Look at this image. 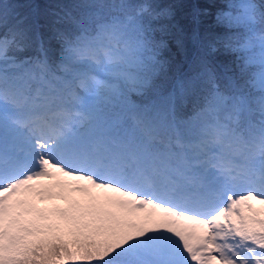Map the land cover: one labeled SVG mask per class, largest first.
I'll return each instance as SVG.
<instances>
[{
	"label": "snow or ice",
	"instance_id": "obj_1",
	"mask_svg": "<svg viewBox=\"0 0 264 264\" xmlns=\"http://www.w3.org/2000/svg\"><path fill=\"white\" fill-rule=\"evenodd\" d=\"M178 8L0 0V264H264V0Z\"/></svg>",
	"mask_w": 264,
	"mask_h": 264
},
{
	"label": "trees",
	"instance_id": "obj_2",
	"mask_svg": "<svg viewBox=\"0 0 264 264\" xmlns=\"http://www.w3.org/2000/svg\"><path fill=\"white\" fill-rule=\"evenodd\" d=\"M165 4L176 3L179 5V14L187 18L192 8L197 5L205 10L199 16V27L208 33L219 31L216 25V12L223 6V0H163ZM20 17H27V22L34 20L43 24V13L56 3V0H8ZM43 29V28H42ZM44 30V29H43Z\"/></svg>",
	"mask_w": 264,
	"mask_h": 264
},
{
	"label": "rangeland",
	"instance_id": "obj_3",
	"mask_svg": "<svg viewBox=\"0 0 264 264\" xmlns=\"http://www.w3.org/2000/svg\"><path fill=\"white\" fill-rule=\"evenodd\" d=\"M180 15H181V16L183 15V11L180 13Z\"/></svg>",
	"mask_w": 264,
	"mask_h": 264
}]
</instances>
